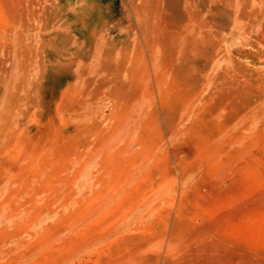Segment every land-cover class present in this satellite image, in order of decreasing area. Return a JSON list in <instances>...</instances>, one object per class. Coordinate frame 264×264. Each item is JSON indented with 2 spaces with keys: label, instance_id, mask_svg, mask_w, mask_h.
<instances>
[{
  "label": "rangeland",
  "instance_id": "obj_1",
  "mask_svg": "<svg viewBox=\"0 0 264 264\" xmlns=\"http://www.w3.org/2000/svg\"><path fill=\"white\" fill-rule=\"evenodd\" d=\"M2 8L0 264H264V0Z\"/></svg>",
  "mask_w": 264,
  "mask_h": 264
},
{
  "label": "bare ground",
  "instance_id": "obj_2",
  "mask_svg": "<svg viewBox=\"0 0 264 264\" xmlns=\"http://www.w3.org/2000/svg\"><path fill=\"white\" fill-rule=\"evenodd\" d=\"M6 0H0V24L5 23L6 15L4 9L2 8L3 2ZM225 5L229 6L232 4L233 0H224ZM224 11L227 16H231L232 13L225 9ZM20 36H18L15 31H6V27L0 26V39L2 40L1 46L10 47L15 52L21 49H18L17 41L20 43L19 40ZM10 49V50H11ZM1 85V96H0V125L7 126L9 121L11 120L12 113H13V103H14V96H15V88L12 84V75L9 74L5 78L0 79Z\"/></svg>",
  "mask_w": 264,
  "mask_h": 264
}]
</instances>
